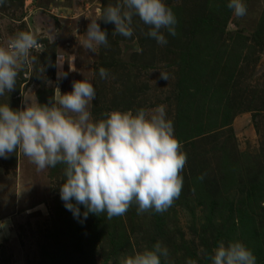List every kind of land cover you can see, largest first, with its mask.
Segmentation results:
<instances>
[{
	"label": "rangeland",
	"instance_id": "1",
	"mask_svg": "<svg viewBox=\"0 0 264 264\" xmlns=\"http://www.w3.org/2000/svg\"><path fill=\"white\" fill-rule=\"evenodd\" d=\"M164 2L179 22L187 23L195 15L213 17L214 22L207 20L212 28L207 33L210 39L204 36L200 40L199 47L205 49L191 61L189 40L195 37L198 44L200 32H192V26L188 30L181 27L176 29L180 33L176 37L165 30L167 43L161 45L147 35L149 26L138 17L133 18L130 38L113 35L114 23L99 20L108 34V46H100L97 54L84 50L77 40L90 23L85 16H95L117 0H6L0 6V44L19 31H31L46 51L32 53L35 62L20 72L16 88L0 96V104L22 109L24 96L48 104L54 93L70 92L73 81L86 78L96 89L90 105L94 119L111 110L151 111L164 105L176 137L181 129L185 131L183 125L186 132L202 131L180 142L187 154L181 173L183 185L193 184L195 177L208 169L211 184H206V198L211 201L212 195L218 196L214 189L212 195L208 191L221 175L223 167L217 162H221L222 153L240 169L237 173H241L242 185L234 180L227 185L225 195L230 196L224 219L210 220L213 208L199 205L200 197L186 204L175 200L163 213L150 210L138 214L133 204L124 216L111 220L105 214L93 213L84 220L85 209L79 205L81 217L77 219L59 194L64 165L40 171L22 153L14 152L8 158L0 157V221L8 224L0 230V264H120L122 257L152 248L157 242L169 251L161 264H187L189 259L195 264H210L214 249L220 242L226 244V238L242 242L253 252L248 244L250 235L241 234L236 209L249 215L261 212L264 220V190H260L264 185V0H243L247 14L240 18L231 9L215 12L214 4L223 6L221 0ZM224 2L227 7L228 0ZM49 34H55L53 43L47 38ZM137 45L141 53L134 50ZM57 52L66 59V78L57 79V68L49 66V58L55 65ZM67 60H74L76 71H69ZM41 65L45 66L46 79L38 77ZM100 68L106 69V79L100 77ZM161 71L168 80L161 78ZM200 110L203 116L198 115ZM190 111L193 117L189 119ZM247 174L258 178L255 188L247 185L250 197L241 190L244 181L248 182ZM203 225L208 228L202 229ZM179 231L187 247L178 252L173 236ZM258 231L264 234V226L259 225ZM203 235L223 236V240L206 251L199 239ZM260 239L261 244L264 238ZM259 260L264 262V249Z\"/></svg>",
	"mask_w": 264,
	"mask_h": 264
},
{
	"label": "clouds",
	"instance_id": "2",
	"mask_svg": "<svg viewBox=\"0 0 264 264\" xmlns=\"http://www.w3.org/2000/svg\"><path fill=\"white\" fill-rule=\"evenodd\" d=\"M5 2L0 0V6ZM227 7L237 18L247 14L243 0H228ZM85 17L90 23L77 41L95 54L100 46H108V34L99 20L114 23L113 35L130 38L133 18L138 17L149 26L147 35L161 45L167 43L165 30L177 35V18L164 0H117L95 16ZM47 38L53 43L55 34ZM134 50L142 52L139 45ZM44 51L40 38L31 31H19L0 44V96L16 88L20 72L36 60L32 53ZM65 60L59 52L55 65L49 58V66L57 68V79L67 77ZM67 62L69 71H76L74 60ZM38 72V77H44L45 66L41 65ZM99 75L106 79L108 73L100 68ZM161 78L168 80L163 71ZM95 97L94 85L84 78L73 81L70 92L54 93L48 104L29 96H24L22 109L0 104V157L22 153L40 171L64 165L65 179L59 194L65 208L77 219L81 217L79 205L84 206V220L89 213L105 214L108 220L122 217L133 204L138 214L167 211L182 192L181 173L187 154L174 135L165 106L158 105L151 111L111 110L94 119L90 105ZM7 226V221H0V230ZM162 257L167 260L169 251L157 242L152 248L122 257L120 264H161ZM187 264L195 261L189 259ZM210 264H256V257L238 240L227 245L220 242Z\"/></svg>",
	"mask_w": 264,
	"mask_h": 264
},
{
	"label": "trees",
	"instance_id": "3",
	"mask_svg": "<svg viewBox=\"0 0 264 264\" xmlns=\"http://www.w3.org/2000/svg\"><path fill=\"white\" fill-rule=\"evenodd\" d=\"M225 0H221V3L223 6H219V4H214L215 5V12H217L218 14H221L222 12H224L225 9H228V7H226L225 5ZM179 10L176 11V13L178 14ZM214 11V10H213ZM209 17V16H208ZM178 21H177V26L176 29L178 30H182L181 27H183L184 29L188 30V27L192 26L190 30H192V32H200L201 33V37H199L197 39V43L196 44V38L193 37L192 39L189 40V43L191 45V47H194L195 49H191V47L189 48L190 51L188 52L190 55L189 59L191 61L192 58L200 55L203 49L205 48H200L199 47V42L201 39L204 38V36H209L207 33L208 31H211V25L210 23L207 22V20L214 22L213 17L212 18H207V17H202L199 15H195L194 18L189 19L187 23H184V21H180L179 22V17ZM181 20V18H180ZM189 24V25H188ZM212 26H214V24H212ZM180 35V33L177 32L176 37ZM194 36V35H193ZM210 39V36H209ZM209 39L206 40L204 39L203 42H208L209 43ZM199 116H203V110H200L199 112H197ZM193 113L190 111L187 113V116L189 117H193L192 115ZM228 116V115H227ZM182 120V119H181ZM227 121V117L224 118L223 123H225ZM185 128V131H183L181 129L180 132H178L177 137L180 138L179 141L183 142V141H188L191 140L192 137H196L197 135H199L202 131L199 132H194L191 133L190 132H186L187 128L185 127V125H183ZM189 127V126H187ZM187 133V134H186ZM221 162L218 161L217 164H220V167H223L221 170V175L218 176L217 179H215L213 181V186L212 188H209L208 194L212 195L211 190L214 189L215 193L218 194L217 197H214L212 195L213 200H209L206 198V188H208V186L206 185L207 183L211 184V181H207V177H208V169H203L202 172L200 174H203V179H198V175L197 177H195V181L193 184H184L183 188H182V192L180 194V196L176 199V201L181 202V203H188L191 201H194L196 198H201L198 201L199 205L204 204V206H211L213 208L212 211H210L212 214L209 215V219L212 221H215V219H219L220 216H222V218L224 219L223 215L225 214V209L228 206L227 200H229V194H227V196L225 195V192L228 190L227 189V185L229 184V181H236L237 184L241 183L243 180L241 178V173L240 175L237 173L238 171L240 172L239 168L235 169V163L228 160L227 159V155L225 153H222V157H221ZM234 163V164H233ZM248 176V182H245V186H243V188L241 189L243 191V194L246 195L247 197L252 196V192L250 191V194L248 192V189H250L248 186H252L253 188H255L257 186H254V183L258 180V178L256 177V174H252L250 177V174H247ZM192 181V180H191ZM249 184V185H248ZM242 185V183H241ZM248 185V186H247ZM261 189L260 190H264V185L261 184ZM251 188V189H253ZM224 197V198H223ZM245 197V196H244ZM218 200L220 201V203H218ZM234 202V201H233ZM236 203V202H235ZM187 206V205H186ZM194 207V206H193ZM237 211H239V214H237L240 219H241V234H244L245 232L250 235V240L249 241V246H251V249L253 250V254H257L259 256H255L256 257V264H264V262L261 263V260H259L260 255H261V251L264 249V241H262V243L260 244L259 242L261 241L260 238H264V234L263 233H259L258 228L259 225H262V227L264 226V220H263V215H261L259 213L256 212H252L251 215H249L248 213L242 211L241 209H236ZM241 212V213H240ZM234 213H232L233 215ZM261 216V220L259 219V217ZM238 217V220H239ZM232 218V216H231ZM221 219V218H220ZM257 220H259V222H257ZM258 223V225H257ZM260 223V224H259ZM208 228V226L203 225L202 229H206ZM219 232H221L220 229H218ZM221 235V233H220ZM223 236H218L215 235L211 238H206L203 236H200V241L203 245H205L207 247L206 251L210 250L211 247L213 246H217L218 243L223 240L221 239ZM260 237V238H259ZM173 239L175 240L174 245H175V251L177 250L178 252L183 250L184 248H186L187 246L185 245L186 243V239L184 238V235L182 234L181 231H179L177 234H174ZM227 240H223L226 241V244L229 243V238H226ZM258 242V244H256V242Z\"/></svg>",
	"mask_w": 264,
	"mask_h": 264
}]
</instances>
